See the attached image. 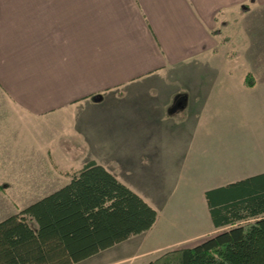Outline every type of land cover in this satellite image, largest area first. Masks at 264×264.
Here are the masks:
<instances>
[{"label": "crops", "instance_id": "1", "mask_svg": "<svg viewBox=\"0 0 264 264\" xmlns=\"http://www.w3.org/2000/svg\"><path fill=\"white\" fill-rule=\"evenodd\" d=\"M244 9L264 0H0V136L15 116L32 120L64 136L53 162L62 174L97 163L158 213L150 230L99 253L103 264H148L215 236L224 229L207 192L264 173V109L240 110L229 88L236 81L256 106L264 97L239 80L217 33ZM245 18L249 37L258 26ZM243 113L255 129L239 128ZM183 197L203 226L156 242L176 228L161 216Z\"/></svg>", "mask_w": 264, "mask_h": 264}, {"label": "trees", "instance_id": "2", "mask_svg": "<svg viewBox=\"0 0 264 264\" xmlns=\"http://www.w3.org/2000/svg\"><path fill=\"white\" fill-rule=\"evenodd\" d=\"M66 176L67 185L0 222V264H79L156 223L157 211L103 166ZM206 198L224 230L148 264H264V173Z\"/></svg>", "mask_w": 264, "mask_h": 264}, {"label": "rangeland", "instance_id": "3", "mask_svg": "<svg viewBox=\"0 0 264 264\" xmlns=\"http://www.w3.org/2000/svg\"><path fill=\"white\" fill-rule=\"evenodd\" d=\"M247 12L248 9L242 10L238 21L229 29L219 24L217 33L222 32L225 37L223 45L227 49L225 58L237 65L235 73L241 82L245 83L246 79L253 81L250 93H253L258 100L259 97H264V9L251 14ZM247 15L251 17L249 21L252 20L258 26L255 32H250L249 37L241 30V24L247 23L245 18ZM243 17L244 19H242ZM234 27H237L235 29L237 34L235 40H231L233 34L231 29ZM230 74H234V72ZM236 83L234 81L229 91L235 93L237 90L239 101L246 102L239 103V109L244 110L245 105L250 106V109L254 106V111L262 113L264 103L259 106H256V103L253 104L251 96L246 95ZM247 99L250 100L247 102ZM238 117L242 119L239 128L255 129L254 120L251 119L252 113L248 120L244 113ZM6 123L4 130L1 129L2 134L0 136V147L5 151V154L0 153V222L37 202L38 199L36 198L42 196L43 189L45 194L49 195L61 186L67 178L61 173L63 170L53 166L54 158L61 154L55 152V147H58L55 140H61L64 136L46 135L43 131L44 127L19 116H15ZM261 123L258 128L264 129V117ZM261 133V137L264 138V132ZM178 195L179 193L173 200L177 199ZM195 203V200L186 197L174 201L176 211L169 213L168 216L162 215L161 218L168 217L166 223L175 222L176 224L173 223V226L176 228L167 233L157 231L155 241H166L179 236L186 237L199 230L203 224ZM191 243L186 244V246H190ZM103 256L104 254H99V256H94L79 264H103Z\"/></svg>", "mask_w": 264, "mask_h": 264}]
</instances>
